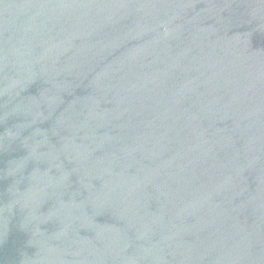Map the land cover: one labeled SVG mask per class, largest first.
<instances>
[{"label": "water", "instance_id": "95a60500", "mask_svg": "<svg viewBox=\"0 0 264 264\" xmlns=\"http://www.w3.org/2000/svg\"><path fill=\"white\" fill-rule=\"evenodd\" d=\"M0 264H264V0H0Z\"/></svg>", "mask_w": 264, "mask_h": 264}]
</instances>
